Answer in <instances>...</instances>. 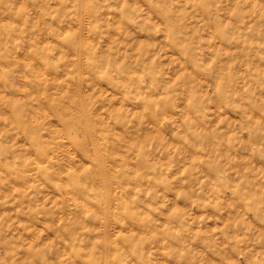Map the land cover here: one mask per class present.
<instances>
[{"label": "clouds", "instance_id": "1", "mask_svg": "<svg viewBox=\"0 0 264 264\" xmlns=\"http://www.w3.org/2000/svg\"><path fill=\"white\" fill-rule=\"evenodd\" d=\"M0 264H264V0H0Z\"/></svg>", "mask_w": 264, "mask_h": 264}]
</instances>
